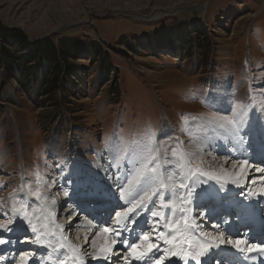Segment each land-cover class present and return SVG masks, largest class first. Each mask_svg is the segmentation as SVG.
Wrapping results in <instances>:
<instances>
[{
  "label": "rangeland",
  "instance_id": "rangeland-1",
  "mask_svg": "<svg viewBox=\"0 0 264 264\" xmlns=\"http://www.w3.org/2000/svg\"><path fill=\"white\" fill-rule=\"evenodd\" d=\"M0 23L21 29L31 42L45 38L57 45L63 41L94 42L105 52L97 61L89 53L69 59L77 76L68 83L67 95L58 92L56 100L35 92L29 96L16 80L5 82L0 71V184L6 185L0 189V201L5 207L11 206L10 194L39 186L56 201L50 206L55 213L59 198L67 191L70 199L56 214V223L72 224L70 219L76 218L78 211L76 203H80L77 192L83 184L112 185L109 195L116 198L113 179L120 172L109 165L114 156L131 151L149 130L157 133L162 148L170 150L177 142L187 151L202 147L194 166L220 179L245 165L243 176L238 177L241 179L231 184L256 188L249 176L264 169L260 155L264 151V110L256 103L264 99V0H0ZM176 30L174 42L162 40ZM203 40L210 57L207 66L202 62L206 58L188 50ZM250 94L255 100L249 99ZM209 98L217 101L214 107L206 105ZM228 101L255 105L240 137L227 140L210 136L202 145L193 143L185 117L190 126L193 117L221 115L229 108ZM215 107L221 112H215ZM161 134L165 139H160ZM217 142L224 143L225 149H242L233 160L223 158ZM119 162L124 165L122 159ZM37 173L46 184H37ZM201 179L205 183L197 194L218 183L209 177ZM230 194L225 189L215 195L212 210L205 208L207 202L197 195L193 210L213 213ZM110 199L106 197L105 204ZM112 202L117 206L122 203L117 199ZM227 205L225 202L221 208ZM97 206L101 205L84 206L88 212H81L76 225L64 232L81 253L87 244L85 236L90 238L88 242L92 238L87 219L103 215L101 227L110 215L113 222L108 226H115L113 210L105 214L93 209ZM69 212L73 213L71 218ZM148 220L144 214L137 231L146 230ZM218 232L227 238L222 228L218 227ZM9 235L15 240L18 234ZM3 248L0 264L7 259L9 264H23L17 253L31 256L34 248L39 253H34L28 264H45L50 251L27 243Z\"/></svg>",
  "mask_w": 264,
  "mask_h": 264
},
{
  "label": "snow or ice",
  "instance_id": "snow-or-ice-1",
  "mask_svg": "<svg viewBox=\"0 0 264 264\" xmlns=\"http://www.w3.org/2000/svg\"><path fill=\"white\" fill-rule=\"evenodd\" d=\"M249 99L255 100V97L250 94ZM205 103L208 107H214L217 101L209 98ZM228 103L229 108L223 114H213L207 118L193 117L190 126L185 117L184 124L188 126L186 130L192 136L193 143L202 145L210 136L227 140L240 137L248 121L249 111L255 105L242 101ZM256 103L264 110V99ZM215 112H221V109L215 107ZM160 139H165L163 134ZM114 151H118V147ZM202 151L203 148L199 146L192 151L184 150L181 142H177V146L170 150L162 148L157 143V133L149 130L125 156H114L109 166L120 172L114 176L113 183L116 199L122 202L118 207L123 210L113 209L115 227L108 226L113 222L112 216L103 227H99L98 221L93 222L94 217L85 221L89 231L95 229L89 247L97 249L88 255L93 260H103L104 264H109L112 258L123 260L125 264H132L133 261L148 264L149 260L151 264H166L170 259L177 258L184 264H188V261L193 264H233L230 250L240 254L255 251L264 255V242L249 245L245 238L226 240L223 232L201 230L203 215H190L194 213L192 205L197 195L203 200L214 195L211 189H204L197 194V189L205 183L201 177L219 179L201 167L194 166L197 153ZM120 159L124 161L123 166ZM257 171L264 172V169ZM35 179L38 185L46 184L39 173ZM4 187L6 185L0 184V189ZM47 187L51 188L52 185ZM111 192L112 185L101 187L95 183L83 184L77 192L80 203H76V220H79L84 206L92 207L93 202L102 205ZM63 195L68 196V192L65 191ZM9 201L10 207H5V202L0 201V220L3 221L0 223V233L3 234L0 235V246L35 243L51 249L48 256L50 264H68L69 258L73 264L77 261L79 264H86L80 259L81 250L72 245L64 235L66 227H74L75 221L68 226L56 223V214L50 210V206L55 205L56 201L42 193L39 186L34 190L29 187L27 192L22 191L20 194H10ZM144 214L149 216V220L145 221L146 230L139 231L136 238L139 242H130L128 234L137 232L135 226ZM71 215L73 213L69 212V216ZM149 233L155 235L150 236ZM9 234L18 235L12 240ZM84 239L88 242L90 238L85 236ZM156 253L159 255H155ZM17 255L23 264H28L33 259L26 254Z\"/></svg>",
  "mask_w": 264,
  "mask_h": 264
},
{
  "label": "trees",
  "instance_id": "trees-1",
  "mask_svg": "<svg viewBox=\"0 0 264 264\" xmlns=\"http://www.w3.org/2000/svg\"><path fill=\"white\" fill-rule=\"evenodd\" d=\"M178 31H172L161 38L174 42ZM49 40L45 38L31 42L21 29L0 23V71L5 82L16 80L29 96L35 92L42 98L56 100L58 92L67 95L68 83L72 84L77 76V69L69 63V59L86 53L96 61L105 56L103 49L94 42L86 44L63 41L62 45H57ZM207 48L204 40L198 42V45L194 44V48L193 45L188 46L191 54L195 51L194 54L201 55V59L206 58L202 61L206 66L210 63Z\"/></svg>",
  "mask_w": 264,
  "mask_h": 264
},
{
  "label": "bare ground",
  "instance_id": "bare-ground-1",
  "mask_svg": "<svg viewBox=\"0 0 264 264\" xmlns=\"http://www.w3.org/2000/svg\"><path fill=\"white\" fill-rule=\"evenodd\" d=\"M222 142H224V141H222ZM220 143V142H217V145H216V147H217V149L221 152L222 151V153H220L222 156H223V158H230V159H234V157L235 156H237V154L240 152V150L242 149V148H239L238 146H237V149H234V148H228V149H225V145H224V143ZM234 146H236V145H234ZM239 151V152H238ZM260 152V151H259ZM226 153H228L229 155H232V156H228ZM264 155V151H261V156H263ZM113 156V154L110 152V157H112ZM254 159H257V157L256 158H254ZM246 166H248V165H246ZM232 168H234L233 166H232ZM246 169H247V167H246ZM244 170H245V165L244 166H241L238 170H237V172H231V173H229L227 176L228 177H223V178H219V179H217V181H218V183L216 182L215 184H214V186L213 187H211V188H208V189H211L212 191H213V193H214V195L211 197V198H209V199H207V200H213V197H214V199L215 198H217V197H215V195H217L218 193L220 194L221 193V191L222 190H225V189H230V190H232L233 191V193L234 192H238V191H241V185H236V186H234L233 187V185L231 184V182H238L240 179L238 178L240 175L241 176H243L242 175V173L244 172ZM260 174H263L262 176L260 175ZM264 172H260V171H254V174H253V177L252 176H249L250 177V179H253V184L256 186V188L252 191H249L247 194V199L246 200H244V204H240L239 205V209L241 210V209H246V210H244L245 211V215H244V217H248V219H251V221H253V220H256V222L257 223H262V220L259 218V216L257 215V212H255V211H253L252 210V207H250V204H252V202H257V201H261V200H263V202H264ZM222 182V183H221ZM217 184H220V186L219 185H217ZM240 184V183H239ZM221 185H223V187H221ZM216 186V187H215ZM238 187V189H236ZM218 191V192H217ZM68 196H62V197H60L59 198V200H60V202H59V200H58V202H57V210L55 211V214H57L58 212H61L62 211V209L64 208V206H65V204H66V202H67V200H68ZM107 198H111L110 200V203H109V205H112V203H114V202H112V200H115L116 198H113V196H110V195H108V197ZM70 199V198H69ZM203 200V199H202ZM195 201V200H194ZM194 201H193V204H194ZM204 201H206V200H204ZM115 204V203H114ZM192 207H193V205H192ZM119 208V207H118ZM89 209V208H88ZM59 210V211H58ZM84 211H87L88 212V210L86 209V210H84ZM196 213H198V212H194V213H191L190 215H192V214H196ZM206 214V217L209 215V213H206V211H201L200 213H198V215H203V214ZM73 216V215H72ZM72 216H70V218L72 217ZM96 216H103V215H94V218L96 217ZM204 216V215H203ZM71 220V223H73L74 221L76 222L77 220H76V218H71L70 219ZM69 222H65V224L67 225ZM94 223H95V219H94ZM239 224V223H238ZM76 225V224H75ZM87 228H89V226L87 227ZM204 226H202V229L201 230H203L204 231ZM197 231H199V230H197ZM70 232H72V231H70ZM89 233H91V236H92V231H88ZM215 233V232H214ZM237 238H240V237H237V236H232L231 238H229V237H227V238H225L226 240L227 239H237ZM30 239H31V237H30ZM255 242V241H254ZM97 243H98V245H99V241H97ZM72 244V243H71ZM89 244H90V242H87V244L84 246V248H85V251L82 253V255L80 256V259L81 260H83V261H85L86 262V264H93L94 262H96L95 264H100V260H93L91 257H90V255H88V253H94V252H96L97 251V249H92L91 247H89ZM74 245V244H73ZM249 245H251V244H249ZM19 247H21V248H24V246L22 247L21 245H19ZM45 248V247H44ZM48 249V248H47ZM4 250V248H3V246H0V251H3ZM50 251H51V249H49ZM49 251V252H50ZM233 251L234 250H230V257H232L233 256ZM34 253H36V251L35 250H31L30 252H29V254L30 255H32V254H34ZM49 255V254H48ZM86 256L87 257H90V259L89 260H85V258H86ZM84 259H83V258ZM53 259H55V257H53ZM31 260V259H30ZM46 261L48 262H45V264H50V261H49V259H48V256L46 257ZM7 264H9V261H7ZM68 264H73V261L71 260V258H69L68 259ZM76 264H79V261H77L76 262ZM133 264H138V262H135L134 261V263ZM148 264H151V260H149L148 261ZM166 264H184V262L183 261H180L178 258L177 259H170L169 261H167L166 262ZM188 264H193V262L192 261H188Z\"/></svg>",
  "mask_w": 264,
  "mask_h": 264
}]
</instances>
